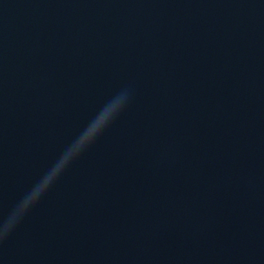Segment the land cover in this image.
Returning <instances> with one entry per match:
<instances>
[{
    "label": "water",
    "instance_id": "1",
    "mask_svg": "<svg viewBox=\"0 0 264 264\" xmlns=\"http://www.w3.org/2000/svg\"><path fill=\"white\" fill-rule=\"evenodd\" d=\"M123 89L0 264H264V0H0V221Z\"/></svg>",
    "mask_w": 264,
    "mask_h": 264
},
{
    "label": "clouds",
    "instance_id": "2",
    "mask_svg": "<svg viewBox=\"0 0 264 264\" xmlns=\"http://www.w3.org/2000/svg\"><path fill=\"white\" fill-rule=\"evenodd\" d=\"M129 100V90L123 89L96 112L79 134L63 149L51 166L17 202L7 219L0 221V241L5 240L11 234L69 167L96 143L124 111Z\"/></svg>",
    "mask_w": 264,
    "mask_h": 264
}]
</instances>
